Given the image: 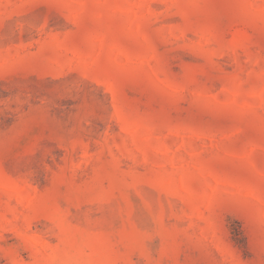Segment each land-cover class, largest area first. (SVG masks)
<instances>
[{
    "label": "rangeland",
    "instance_id": "obj_1",
    "mask_svg": "<svg viewBox=\"0 0 264 264\" xmlns=\"http://www.w3.org/2000/svg\"><path fill=\"white\" fill-rule=\"evenodd\" d=\"M0 264H264V0H0Z\"/></svg>",
    "mask_w": 264,
    "mask_h": 264
}]
</instances>
